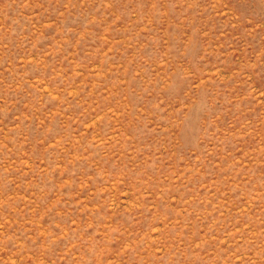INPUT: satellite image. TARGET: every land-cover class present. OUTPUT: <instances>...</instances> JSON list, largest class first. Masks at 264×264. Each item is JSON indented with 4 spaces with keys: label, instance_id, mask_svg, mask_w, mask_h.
I'll return each instance as SVG.
<instances>
[{
    "label": "rangeland",
    "instance_id": "obj_1",
    "mask_svg": "<svg viewBox=\"0 0 264 264\" xmlns=\"http://www.w3.org/2000/svg\"><path fill=\"white\" fill-rule=\"evenodd\" d=\"M0 264H264V0H0Z\"/></svg>",
    "mask_w": 264,
    "mask_h": 264
}]
</instances>
